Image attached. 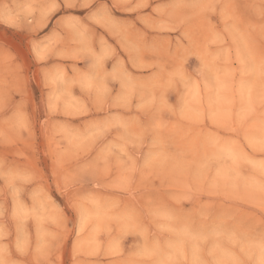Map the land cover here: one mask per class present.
I'll return each instance as SVG.
<instances>
[{
	"label": "rangeland",
	"instance_id": "1",
	"mask_svg": "<svg viewBox=\"0 0 264 264\" xmlns=\"http://www.w3.org/2000/svg\"><path fill=\"white\" fill-rule=\"evenodd\" d=\"M0 264H264V0H0Z\"/></svg>",
	"mask_w": 264,
	"mask_h": 264
}]
</instances>
